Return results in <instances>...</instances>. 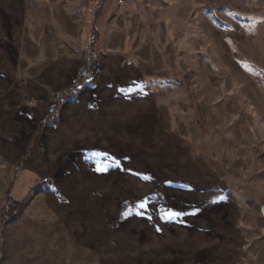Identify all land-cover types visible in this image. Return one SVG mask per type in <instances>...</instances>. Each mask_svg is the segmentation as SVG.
I'll list each match as a JSON object with an SVG mask.
<instances>
[{
  "label": "rangeland",
  "instance_id": "374dc122",
  "mask_svg": "<svg viewBox=\"0 0 264 264\" xmlns=\"http://www.w3.org/2000/svg\"><path fill=\"white\" fill-rule=\"evenodd\" d=\"M101 2L0 0V264H264V0Z\"/></svg>",
  "mask_w": 264,
  "mask_h": 264
},
{
  "label": "trees",
  "instance_id": "16d2710c",
  "mask_svg": "<svg viewBox=\"0 0 264 264\" xmlns=\"http://www.w3.org/2000/svg\"><path fill=\"white\" fill-rule=\"evenodd\" d=\"M106 1L107 0H102V2H101V4H100V6L98 7V11H97V14H98V17H100V14H101V11H102V9L104 8V6H105V4H106ZM93 33H96V30H94V32ZM99 42V39H98V36H94L92 39H91V44H90V46H91V57L94 59V55H95V53H94V51H95V45L97 44ZM93 62H94V60H92V59H88V61H87V65H86V69H88V70H92V64H93ZM92 66V67H91ZM93 71V70H92ZM84 75V74H83ZM83 80H84V76H83V78H81V80H80V82L82 83L83 82ZM81 89V88H80ZM79 89V90H80ZM78 90V91H79ZM78 91L77 90H74V91H67V92H65L64 94H63V96H65V98L61 101L62 103L67 99V98H71V97H73V96H75V95H77V93H78ZM58 109L56 108V109H54V110H52L51 111V113L47 116V118H46V120H45V122L43 123V125H51V123L54 121V120H57V118L59 117V115H58ZM9 199H11V198H9ZM11 200H8V204H9V206H10V209L9 208H7V215L4 213L1 217H0V224H3L4 222H8V221H10V219H13L18 213H19V208H17V206L16 207H14V204L12 203L11 204V202H10Z\"/></svg>",
  "mask_w": 264,
  "mask_h": 264
},
{
  "label": "snow or ice",
  "instance_id": "6c2138e0",
  "mask_svg": "<svg viewBox=\"0 0 264 264\" xmlns=\"http://www.w3.org/2000/svg\"><path fill=\"white\" fill-rule=\"evenodd\" d=\"M113 163H115L116 166L119 167L118 162L113 161ZM108 167L109 166L106 164L103 167H97L96 171H98V172H106L108 170ZM147 207H148V205L146 203H144V202H141L140 205H139V208H141V209H145ZM160 211H161V214H162V218L166 219V220H173L176 217L182 215V213H180V212L166 210V209H161ZM140 214L143 215L144 213H140ZM148 218L151 219V217H148Z\"/></svg>",
  "mask_w": 264,
  "mask_h": 264
}]
</instances>
